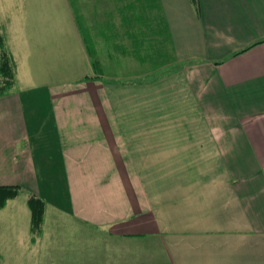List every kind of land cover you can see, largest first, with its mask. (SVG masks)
Returning <instances> with one entry per match:
<instances>
[{
    "label": "crops",
    "instance_id": "crops-1",
    "mask_svg": "<svg viewBox=\"0 0 264 264\" xmlns=\"http://www.w3.org/2000/svg\"><path fill=\"white\" fill-rule=\"evenodd\" d=\"M62 1L86 60L89 28H109L116 81L88 62L67 81L16 73L0 185L87 226L70 230L74 262L264 264V0ZM137 67L157 76L122 80Z\"/></svg>",
    "mask_w": 264,
    "mask_h": 264
},
{
    "label": "rangeland",
    "instance_id": "rangeland-1",
    "mask_svg": "<svg viewBox=\"0 0 264 264\" xmlns=\"http://www.w3.org/2000/svg\"><path fill=\"white\" fill-rule=\"evenodd\" d=\"M63 4L62 0H0V27L16 64L17 87L67 81L83 74L87 70L86 62L91 76L116 81V43L105 39L109 28H89L91 40L98 41L82 42L86 60L77 44L70 41L68 35L64 36L68 27ZM102 13L106 20L108 11L99 12V15ZM122 60L128 67V59ZM119 67L117 63V69ZM145 68L149 70L137 67L136 75H125L122 80L144 81L157 76L156 72L144 75ZM14 87L15 80L9 91ZM21 191L19 188L18 196L0 210V264H88L89 250L79 255L75 262L70 257V240L77 237L70 235V230L87 226L53 211L44 216V205L39 228L30 232L27 200L31 195L25 196ZM94 232L91 229L88 236L83 235L86 241L92 243L101 238Z\"/></svg>",
    "mask_w": 264,
    "mask_h": 264
},
{
    "label": "trees",
    "instance_id": "trees-1",
    "mask_svg": "<svg viewBox=\"0 0 264 264\" xmlns=\"http://www.w3.org/2000/svg\"><path fill=\"white\" fill-rule=\"evenodd\" d=\"M159 47L160 44H153V59H155ZM15 74L16 65L0 28V97L6 95L9 92V89L15 80ZM18 193V186L0 185V209L4 208L6 202L8 200L14 199ZM27 207L30 211V232L33 233L34 231H37L42 221L44 202L37 196L32 195L27 200Z\"/></svg>",
    "mask_w": 264,
    "mask_h": 264
}]
</instances>
